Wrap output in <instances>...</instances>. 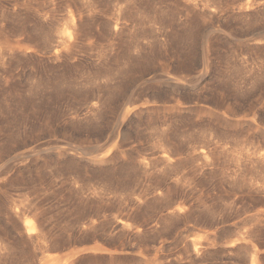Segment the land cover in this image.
I'll return each mask as SVG.
<instances>
[{"label":"rangeland","instance_id":"374dc122","mask_svg":"<svg viewBox=\"0 0 264 264\" xmlns=\"http://www.w3.org/2000/svg\"><path fill=\"white\" fill-rule=\"evenodd\" d=\"M0 264H264V0H0Z\"/></svg>","mask_w":264,"mask_h":264},{"label":"bare ground","instance_id":"6f19581e","mask_svg":"<svg viewBox=\"0 0 264 264\" xmlns=\"http://www.w3.org/2000/svg\"><path fill=\"white\" fill-rule=\"evenodd\" d=\"M25 224H26V227H27L26 229H27L28 231L33 232L34 227H33V224H32V222H31V220L27 219Z\"/></svg>","mask_w":264,"mask_h":264}]
</instances>
